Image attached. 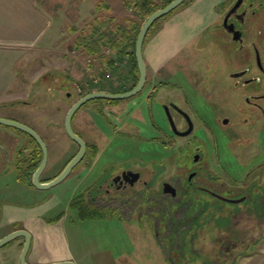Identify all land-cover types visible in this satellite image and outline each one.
I'll list each match as a JSON object with an SVG mask.
<instances>
[{"label":"flooded vegetation","instance_id":"flooded-vegetation-1","mask_svg":"<svg viewBox=\"0 0 264 264\" xmlns=\"http://www.w3.org/2000/svg\"><path fill=\"white\" fill-rule=\"evenodd\" d=\"M185 1L180 9L195 0L184 5ZM213 1L211 22L201 33L213 26L209 28L213 42L222 47L221 57L234 66L227 73L229 92L191 84L202 98L192 104L183 86L163 79L173 71L177 61L173 60L152 76L147 74L134 95L90 99L71 118L73 131L85 143L82 159L70 171L76 172L84 163L83 173L79 170L74 175L85 186L74 200L84 198L102 219L151 233L167 264L233 263L232 252L244 251L252 243L253 230L264 234V0ZM180 58L187 60V56ZM198 74L194 68L183 71L191 83L202 76ZM54 81L59 82L58 77ZM117 81L110 88L86 91L72 84L78 95L68 109L86 93H123L137 84L123 86ZM157 112L162 122L154 117ZM17 121L33 128L46 145L40 182L54 178L77 154L79 145L71 140L63 165L60 160L52 165L50 136L43 133L48 128ZM51 121L53 126L58 123ZM11 129L20 137L12 139L10 147L0 137V169L13 168L18 184L41 190L32 177L42 149L28 133ZM18 229L24 228L14 224L0 231V239ZM24 240L18 235L0 245V264H13L14 247L20 263ZM200 252L211 253V260L198 258ZM43 254L34 252L30 235L26 263L59 262L42 261ZM66 260L75 262L73 257Z\"/></svg>","mask_w":264,"mask_h":264},{"label":"rangeland","instance_id":"rangeland-1","mask_svg":"<svg viewBox=\"0 0 264 264\" xmlns=\"http://www.w3.org/2000/svg\"><path fill=\"white\" fill-rule=\"evenodd\" d=\"M76 1L41 0L44 8L55 21L54 32L53 34L50 33V40L44 45L31 48L28 50L27 56L19 60L0 52V90L4 87L15 89L18 80L23 79L26 99L22 102H16L13 111L19 113L20 118L31 117L34 119L32 120L34 126L38 127L39 125L48 128L51 133L50 138H48V146L55 150L58 157L60 156L61 164L64 163V157H67L66 154L70 151L69 147L72 149V141L64 131L62 124L54 127L51 118L62 107H66L74 101L78 95L72 84L68 85V79L73 80L76 75L77 81H84V76L89 69L87 55L82 51L74 50L72 47L74 35L69 31V28L75 26L80 29L95 16L104 15L89 14L87 11L77 10V7L73 5ZM115 1L120 2V0ZM157 1L163 3L165 0ZM189 2L190 0H186L184 5ZM123 5L124 8L115 6L116 11L110 14L114 17L113 23L131 24L134 27L141 26L146 17L126 8L125 3ZM180 6L171 12V16L180 9ZM169 16L170 14L154 25L150 30L147 42L156 32L160 31ZM210 27L213 28V26ZM210 27L206 31L200 32L193 43L185 47L183 54H179L174 59L177 61H174V65L171 66L173 69L171 74L169 73V76L163 78H167L170 83L183 86L194 105L201 102L202 98L193 92L191 84L205 85L204 87L216 86L219 90L229 92L227 86L230 84V80L227 73L234 66L221 57L222 47L218 49V45L213 42V34L209 32ZM56 36L61 37L57 41H52V38ZM220 45L222 46L221 43ZM104 54L106 56L113 54L117 69H119L118 73H126L128 55L117 54L109 48L104 50ZM180 56L182 58L187 56V60L181 61ZM191 68L196 69L199 76L202 75L198 77L195 83L187 81L183 75V71ZM15 73H19L18 78L13 76ZM152 74L149 72L148 76L150 77ZM113 75L115 77L114 72L112 76L110 75L111 78L104 79L106 88L111 87L109 85L114 78ZM55 77H58L59 82L54 81ZM63 81H66V85L63 84ZM226 95L227 93L224 96ZM161 116L160 112L154 115L158 119V123L162 122L159 119ZM73 126L75 128V121ZM228 162L234 163L230 160ZM9 169L7 171L0 169V195L4 199L20 203L49 200L53 207L46 216L54 219L63 212V218L60 220L65 230L62 243L69 246L76 264H162L159 263L157 247L154 246L151 233L127 228L120 225L116 220L102 218L79 220L76 211L69 207V203L85 186V181L77 182L74 175L79 170H82L81 174L83 173L84 163L77 168L76 172H71L57 185L49 189L34 191L28 186L18 184L15 179V170ZM43 176H47V173H44ZM262 228V232H264V224ZM249 236H251L252 243L244 251L232 252L233 257H235L233 263L220 260L217 264H264V234L261 235L257 230H253ZM133 251L135 253L131 254ZM17 253L18 248L14 247L13 264H20L17 260ZM200 255L198 258L203 257L206 259L205 261L211 260V253L200 252ZM126 259L129 262H126Z\"/></svg>","mask_w":264,"mask_h":264},{"label":"crops","instance_id":"crops-1","mask_svg":"<svg viewBox=\"0 0 264 264\" xmlns=\"http://www.w3.org/2000/svg\"><path fill=\"white\" fill-rule=\"evenodd\" d=\"M102 1H105L106 4ZM123 3L124 0H120V2L115 0H77L73 5L77 7V10L81 9L89 12V14H106V8L109 7L111 14H113L116 11L115 6L124 8ZM213 3V0H195L187 7L176 11L164 22L160 31L156 32L143 47V59L147 74L170 66L171 62L179 56L181 50L193 43L202 29L211 22ZM54 24V19L48 14L41 0H0V52L16 60L23 59L27 56L28 50L44 45L50 40V33L53 34L54 32ZM77 32L72 33L74 35L73 42ZM60 37L56 36L52 38V41H57ZM87 57L89 69L84 76L85 80L79 82L75 75L76 78L73 77V80L68 79V85L74 84L76 86L77 84L85 91L105 89V82L103 81L107 78V74L112 76L113 72L115 77L113 75L114 78L109 86L115 85L114 80L117 81L119 69H106L98 58ZM18 75L19 73H15L13 76L18 78ZM17 83L15 89L4 87L0 90V117L21 119L25 123L32 124L34 119L31 117L20 118L19 113L13 111L16 102H22L26 99L23 88L25 82L20 79ZM63 84L66 85V81H63ZM69 105L62 107L51 118L58 122L56 126L62 124ZM43 133L44 135H51L49 130H43ZM0 137L8 142L7 145L10 147L12 139L19 138L20 135L7 126H0ZM1 157L4 158V155ZM59 159L60 156L58 157L55 150L49 148V162L55 165ZM61 161L60 159V163ZM62 165L60 164V166ZM52 207L49 200L20 203L4 199L0 195V231L9 230L14 224L21 225L32 237L34 252L44 253L40 258L42 261H63L73 257L69 246L62 243L65 230L60 220L63 216L57 222H54L53 217L46 216ZM154 246L157 247L159 263L167 264L161 259L163 249L155 243V239ZM74 261L76 263L75 258ZM125 261L129 260L126 259Z\"/></svg>","mask_w":264,"mask_h":264},{"label":"trees","instance_id":"trees-1","mask_svg":"<svg viewBox=\"0 0 264 264\" xmlns=\"http://www.w3.org/2000/svg\"><path fill=\"white\" fill-rule=\"evenodd\" d=\"M170 1L171 0H165L163 3H160L157 0H125L124 3L126 8L136 11L142 17H147L150 13L165 6ZM102 2L106 4L105 1ZM106 12L107 13L104 15L95 16L79 30L76 27L69 28L71 33L78 31L72 43V47L74 50L82 51L87 56L98 58L102 61L104 68L109 70L117 69V64L114 58L104 54V50L109 48L117 54L128 55V70L126 73H119V75H117V82L123 86H134L139 78L134 46L140 26L134 27L131 24L123 25L113 23L114 17L110 15L111 10H109V7L106 8ZM167 15L160 17L151 25L144 38L143 47L148 40L150 30L159 20L165 19ZM69 207L77 210V216L79 220L82 221L100 219L102 217L101 214L95 213L89 209L84 198L80 200H74L73 198L69 203ZM62 215L63 212L54 220L57 221Z\"/></svg>","mask_w":264,"mask_h":264},{"label":"water","instance_id":"water-1","mask_svg":"<svg viewBox=\"0 0 264 264\" xmlns=\"http://www.w3.org/2000/svg\"><path fill=\"white\" fill-rule=\"evenodd\" d=\"M184 0H171L168 4L165 6L156 9L152 13H150L142 22L138 34L135 39V46H134V52H135V59L136 63L138 66V73H139V78L137 81V84L131 89L123 93H117V94H112L108 92H101V91H94V92H89L81 97H79L68 109L66 112L65 118H64V129L68 137L75 141L79 145V150L77 154L70 159V161L64 166V168L51 180L47 182H40L39 181V175L44 169L46 165V159H47V150H46V145L41 139V137L38 135V133L31 128L30 126L21 123L17 120L14 119H9V118H4L0 117V124L4 126H8L11 128H15L18 130H21L23 132L28 133L30 136H32L36 142L40 145L42 152H43V157L42 160L39 164V166L36 168V170L33 173L32 177V183L37 189L45 190L49 189L61 181H63L70 171L77 165V163L82 159L84 152H85V143L82 138H80L72 129L71 127V118L74 112L76 111L77 108H79L82 104H84L86 101L93 99V98H110V99H121L125 97H129L134 95L135 93L139 92L145 81H146V65L143 59V42L144 38L151 27V25L160 17L168 14L172 10H174L177 6H179ZM22 235L24 236V244L22 247L21 255H20V263L21 264H27L25 261V254L28 250L29 244H30V234L28 231L24 229H18L15 230L4 237L0 239V245L8 242L15 236ZM49 264H75L73 261H59V262H53Z\"/></svg>","mask_w":264,"mask_h":264},{"label":"built area","instance_id":"built-area-1","mask_svg":"<svg viewBox=\"0 0 264 264\" xmlns=\"http://www.w3.org/2000/svg\"><path fill=\"white\" fill-rule=\"evenodd\" d=\"M111 57H112V58H115V56H114L113 54H111Z\"/></svg>","mask_w":264,"mask_h":264}]
</instances>
